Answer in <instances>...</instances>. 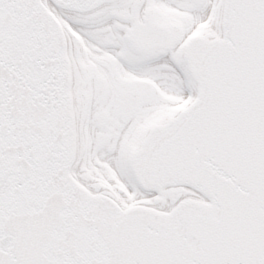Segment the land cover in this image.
Instances as JSON below:
<instances>
[{
	"label": "snow or ice",
	"instance_id": "1",
	"mask_svg": "<svg viewBox=\"0 0 264 264\" xmlns=\"http://www.w3.org/2000/svg\"><path fill=\"white\" fill-rule=\"evenodd\" d=\"M0 264H264V0H0Z\"/></svg>",
	"mask_w": 264,
	"mask_h": 264
}]
</instances>
